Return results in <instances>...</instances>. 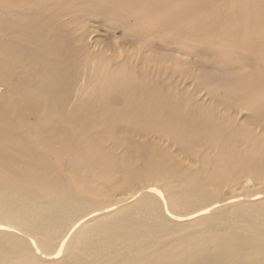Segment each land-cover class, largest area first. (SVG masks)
I'll use <instances>...</instances> for the list:
<instances>
[{
	"label": "bare ground",
	"instance_id": "bare-ground-1",
	"mask_svg": "<svg viewBox=\"0 0 264 264\" xmlns=\"http://www.w3.org/2000/svg\"><path fill=\"white\" fill-rule=\"evenodd\" d=\"M17 1L24 0H0V3L14 6ZM39 1L31 2L30 7L43 9L40 5L42 0ZM146 1L164 4L140 9V13L134 10V5L141 6ZM91 2L116 23L127 18L141 22L155 21L160 8L163 10L180 3L177 9L173 8L176 18L188 20L193 16L197 24L208 23L213 38L224 45L227 42L234 49L241 47L253 53L257 51L253 48L255 42L260 43L262 51L257 52L264 55V0ZM242 5L243 10L238 12ZM44 12L43 9L42 14L31 15L32 18L27 20L12 18L14 21L8 23L6 30L0 23V36L7 33L0 38V81L13 80L14 83L8 84L6 96L0 99V264H264V240L256 234L249 237L219 234L214 230L217 223L203 217L199 235L184 233V228L166 223L157 207L152 206L154 204L142 203L147 200L146 195L124 211L122 217L119 215L116 221H111L106 215L101 220H95L97 210L87 211L91 203L85 198V192H93L98 180L103 181V185L114 177L123 178L122 182L128 183L135 180L134 175L136 179L143 175L158 178L170 175L177 185L176 192L181 187L178 182L187 175L174 176L169 159L158 150L149 153L146 145H124L125 134L144 123L164 132L188 151L192 145V131L198 124L196 118L189 117V106L181 109L175 104L167 105L163 94L152 90L145 82H134L133 77L122 73L125 71L120 68L103 89H116L124 105L115 113L107 109L104 111L105 116L95 123V127L104 126L103 130L98 128V135L84 140L79 138L80 127L88 125L86 121L91 123L90 114L82 106L76 108L71 119L61 126L59 119L67 98L70 85L68 69L72 64L65 56L64 40L45 30L43 21L48 22L49 17ZM218 24L221 31L215 32ZM229 31L233 32L231 41L225 36ZM21 42L44 51L49 59L29 56V66H24L20 74L6 75L5 65L9 68L12 61L21 55ZM36 73L39 77L34 82ZM242 81L229 89L226 96L264 121V71L247 75ZM103 89L99 92L100 97L104 96ZM15 100H23L25 110ZM26 114L36 116L38 127L25 122ZM116 124L122 131L121 134L116 132L118 136L114 135L118 128L112 129V125L116 127ZM27 126L34 133L32 137L23 130ZM106 142L124 149L123 157H111V153L104 148ZM131 157L140 161L144 159L143 163L134 164ZM232 161L229 163L232 164ZM231 169L226 167L223 176L236 167ZM68 170L76 175L69 173L70 178L66 177ZM185 187L182 190H186ZM192 188L196 187H189V192H194ZM149 189V193L161 198L159 191ZM164 208L171 219L180 220L166 206ZM208 211L202 210L199 216ZM177 229L182 235L180 238L165 242L159 240L167 232L174 236Z\"/></svg>",
	"mask_w": 264,
	"mask_h": 264
},
{
	"label": "rangeland",
	"instance_id": "rangeland-1",
	"mask_svg": "<svg viewBox=\"0 0 264 264\" xmlns=\"http://www.w3.org/2000/svg\"><path fill=\"white\" fill-rule=\"evenodd\" d=\"M35 1L37 0L17 1L14 6L0 3V23L6 30L10 21H14L12 18L27 20L33 15L42 14L44 9L49 17L48 22L43 21L45 30H50L49 33L64 40L65 56L72 67L68 69L70 85L65 106L61 110L62 118L59 119L61 126L71 119L76 108L82 106L90 114L91 123L86 121L88 125L80 127L77 133L79 138L84 140L98 135V128L102 129L104 126L95 127V123H99L105 116L104 111L107 109L115 113L124 105V100L116 89H103L104 84L120 68L125 71L122 73L133 77L134 82H145L149 88L163 94L167 105L175 104L181 109L185 105L189 106V117L196 118L198 124L192 131L189 152L164 132L156 131L143 125L144 123L126 131L124 145H146L149 153L152 150L162 152L174 168L172 174L187 177L178 182L181 187L176 192L177 185L170 175L162 178L143 175L137 179L134 175L135 180L128 183H123V178L118 177L108 179L103 185L100 180L96 184L93 182L91 184H94L95 189L93 192H85L84 196L91 203L87 211L97 210L94 219L101 220L106 215L111 221H116L119 215L122 217L124 211L132 208L131 205L146 195L147 200L142 203L154 204L152 206L157 207L166 223L184 228V233L199 235L203 217L217 223L214 230L219 234L232 237L256 234L264 240V121H260L252 112L235 104L233 98L226 96L229 89L240 81L243 82L247 75L264 71V55L257 52L262 51L261 44L255 42L253 48L257 51L253 53L241 47L234 49L227 42L224 45L222 41L213 38L208 23L197 24L193 16L188 20L176 18L173 8L177 9L180 3L163 10L160 8L155 21L141 22L126 17L122 22L116 23L91 0H40L43 9L30 7ZM155 4L156 1L154 4L146 1L141 6L133 7L140 13V9L144 10ZM241 9L243 10V5L238 12ZM220 31V25L215 26V32ZM232 33L229 31L225 34L230 37V41ZM6 34L3 33L0 38ZM19 47L20 57L12 61L9 68L4 64L6 75L20 74L25 69L24 66H29V56L34 59H49L44 51L36 49L32 44L21 42ZM35 76L34 82L39 74L36 73ZM8 84H14L13 80L0 81V99L6 96ZM101 89L104 91L103 97L99 96ZM23 102L15 100L25 110ZM25 122L38 127L34 114H26ZM113 125V130L118 128L117 124L116 127ZM120 129L114 131L115 136H118L116 132L122 133ZM23 130L29 132L31 137L34 135L28 126ZM104 146L111 157H123L124 149L121 147L112 146L110 142H106ZM229 158L237 163L232 161L230 164ZM132 160L134 164L139 162L140 165L144 159L140 161L134 157ZM228 165L236 169H231V172L223 176ZM69 170L66 177H69ZM75 171L77 173L76 168ZM76 173L72 171L70 175ZM193 185L196 187L192 188L194 192H189V187ZM73 186L71 181V187ZM149 187L159 191L161 198L149 193ZM182 187L186 190H182ZM164 206L180 220L171 219ZM204 209H208V213L199 216ZM138 214L139 212L136 217ZM167 231H170L169 227ZM168 232L159 240L165 242L182 236L178 229L174 236Z\"/></svg>",
	"mask_w": 264,
	"mask_h": 264
}]
</instances>
